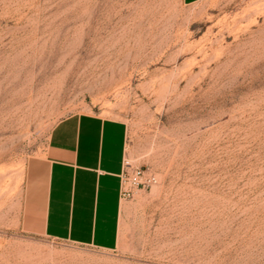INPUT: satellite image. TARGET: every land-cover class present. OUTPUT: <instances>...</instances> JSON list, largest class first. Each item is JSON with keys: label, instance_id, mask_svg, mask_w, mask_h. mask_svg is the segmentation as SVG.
Listing matches in <instances>:
<instances>
[{"label": "rangeland", "instance_id": "obj_1", "mask_svg": "<svg viewBox=\"0 0 264 264\" xmlns=\"http://www.w3.org/2000/svg\"><path fill=\"white\" fill-rule=\"evenodd\" d=\"M92 110L155 177L115 249L25 203L53 125ZM0 264H264V0H0Z\"/></svg>", "mask_w": 264, "mask_h": 264}, {"label": "crops", "instance_id": "obj_2", "mask_svg": "<svg viewBox=\"0 0 264 264\" xmlns=\"http://www.w3.org/2000/svg\"><path fill=\"white\" fill-rule=\"evenodd\" d=\"M127 136L124 118L95 110L65 115L53 125L45 150L26 171V208L43 234L104 249L120 246Z\"/></svg>", "mask_w": 264, "mask_h": 264}, {"label": "built area", "instance_id": "obj_3", "mask_svg": "<svg viewBox=\"0 0 264 264\" xmlns=\"http://www.w3.org/2000/svg\"><path fill=\"white\" fill-rule=\"evenodd\" d=\"M154 180L155 177L148 175L142 166L133 165L129 158H125L121 187V194L124 198L132 196L136 187L148 186Z\"/></svg>", "mask_w": 264, "mask_h": 264}]
</instances>
